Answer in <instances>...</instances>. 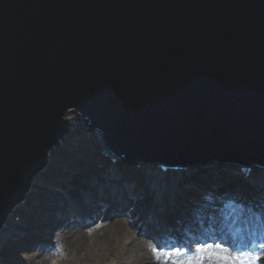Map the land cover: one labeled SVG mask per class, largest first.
<instances>
[{
  "label": "water",
  "instance_id": "95a60500",
  "mask_svg": "<svg viewBox=\"0 0 264 264\" xmlns=\"http://www.w3.org/2000/svg\"><path fill=\"white\" fill-rule=\"evenodd\" d=\"M70 114L160 203L178 171L264 182V0H0V229Z\"/></svg>",
  "mask_w": 264,
  "mask_h": 264
},
{
  "label": "rangeland",
  "instance_id": "374dc122",
  "mask_svg": "<svg viewBox=\"0 0 264 264\" xmlns=\"http://www.w3.org/2000/svg\"><path fill=\"white\" fill-rule=\"evenodd\" d=\"M68 119L70 122L74 123V125H72L73 130L67 134L68 136L65 135L66 137L60 140L59 144L57 146H54L55 148L51 149L52 161L49 164V170H47V168L44 169V175H42L41 183L33 187L34 189L32 190V193L30 195L31 203H28V206H26L25 204H23V202L18 207L17 211L11 213V217L8 221L12 224L14 222L15 223L13 229L10 230V232H8L6 235L4 234V239H0V264H29V257H31L35 253V251H37V243L51 245L52 247H54V250L60 249L58 248L59 245H57V242L55 240H51L48 237V232L56 231V233H59L60 228L68 229L73 226H78L82 229H86L88 228V226H85L87 223L94 220L98 221L100 217L107 216V212H110V215H118L115 206H111L110 208L104 210H102V208L97 209V205L93 206V204H95V202L93 201L94 195L95 197H97L98 195L97 200L100 198L103 199L106 196L111 201V205H113L115 201L121 202L127 196L128 201L130 202H128L127 204H122L125 205L122 208V211H124L123 216L124 218L126 217L125 219H127L126 221L128 222V226L131 229L136 230V236H143L146 240L153 243L154 247L165 250V254L167 256H169L171 252H175V255L177 257L181 255L185 256L187 252H190L189 254H193L196 251H194L195 247L205 245L204 243L212 242L216 244L228 245L229 249L233 250L234 253L230 259V264H235V259H242V264H249V257L254 254V252L250 251V247H256L257 249H259V251L257 249L255 251L259 252V255H257V257H259L260 263L264 264V253L262 254L264 246L261 245L262 237L256 235L258 234L257 231L260 232V235H264V230H258L254 227L258 224L264 225V200L258 197L260 196L259 194L261 193V191L260 188H257V186L254 185V183H252L249 198H254V203L258 205V208H260L262 213L258 212V214H252L248 207H246V211H241V209H239L243 214L242 216H240L242 218L240 220V223L244 225L246 221L247 227L245 228L247 230L245 231V235L243 236L244 242H239V250L235 249V247H230L231 243H229V241L223 240L224 238L229 237L228 239H231L232 244H238V240L242 238V236L240 237L239 235H237L234 230H230L227 236H225L224 233L228 231L225 232L221 230L220 232L224 233L216 234L213 239L202 241V231L204 227L207 228L205 225H203V228L199 231H185V233L182 232L179 237H176L175 233H172L171 229L169 228L171 224L170 226H168V222L163 219L153 218L147 222H144L148 213V211L146 210L149 209V206L145 205L144 207H141L140 202H137L136 200H140L143 197L142 192H139L140 190L138 188H135L131 181L128 182V180H126V176H129V173H131L129 170L130 166L120 164V167H117L118 171L114 173L115 177L112 178L114 179V182L111 183L108 188H106L107 185H105V183L104 185L102 184L103 189L101 191L99 190L100 192L96 191V189L98 188L97 186L102 179L96 180L94 184L86 188V190L81 195H78V185L81 186V183L75 185L71 184L69 188H66L65 190L63 184H69L71 171L80 172L81 175L84 176V178H88L90 171H93L97 168L96 161L98 160H95V158L98 157V148L102 145L99 139L100 137L97 134L98 132L89 134L86 131L84 120H79L76 114H70L68 116ZM71 164H74V166L72 168H69L68 166ZM143 175L144 173L140 172L139 175H134V178L135 180H138L140 179V177H143ZM210 176H212V178H218L217 175L214 174ZM59 184H62V187ZM51 185H53V187H51ZM128 186L131 187V191L128 190ZM214 186H218V189L222 188V184L216 183V185ZM47 187L53 189L51 190V193L45 192L46 190H48ZM244 191V195L247 194L248 190L246 189ZM71 193H73L74 195L72 198ZM191 193L192 192H188L187 197L185 194L181 206L174 208L173 212L178 208H180V210L184 212L188 204H193L194 202L197 207H200L203 206V201L209 200L206 194H204V192L202 191H197L198 195ZM86 198L89 200V202L86 201ZM69 199H71V201H69ZM187 201L189 202L188 204L186 203ZM235 201L237 200L233 199V202ZM65 202L68 205H73L74 207L67 209V205L65 206L66 209H64V207L62 206H64ZM138 203L139 206L134 205ZM100 205L105 206V203L101 202ZM230 206H225V203L223 201L221 203V206L217 208L216 211H214V214H216L221 209L224 210L225 207L227 213L233 216L236 209L231 208ZM42 207H45L43 209L44 211H41ZM87 207L89 208L87 209ZM92 208H94L95 210L90 212L89 215L88 211ZM213 210L215 209L213 208ZM239 210H237V216L235 219L236 222L238 220L237 217L239 216ZM82 211L84 212L81 213ZM206 211L207 212H205V214H208L209 210ZM226 211L224 210L225 213ZM177 212L179 213V211ZM37 213H39V215H36ZM201 213H203V211ZM53 215L56 217V221L54 219V222H51L50 219ZM13 216L18 217L16 221H13V219H11ZM248 217H252V219L256 217V219L253 220L252 223H249L247 222ZM170 220L173 219L170 217ZM261 220H263L262 223L260 222ZM186 224H188V222L184 223V225ZM24 225H26V227L23 232L26 234V237L22 241L23 243L19 241L11 242V240L9 239L14 238L11 237L12 234L22 231L21 228ZM234 228H236V226ZM248 231H250L252 234L250 235ZM187 235H189L191 238L187 237ZM22 238L23 235L20 236V239ZM178 238L184 240V244L175 246V242ZM19 243H22V246L18 247L17 245ZM193 243H198V245L195 246L196 244ZM193 255H195V253ZM241 255H243L242 258ZM237 256H239V258ZM73 261L74 260H72V262ZM115 261L116 260L113 261V264H115ZM101 264H107V262L105 261Z\"/></svg>",
  "mask_w": 264,
  "mask_h": 264
},
{
  "label": "bare ground",
  "instance_id": "6f19581e",
  "mask_svg": "<svg viewBox=\"0 0 264 264\" xmlns=\"http://www.w3.org/2000/svg\"><path fill=\"white\" fill-rule=\"evenodd\" d=\"M72 125H74V123L70 122L68 133H70L73 130ZM51 155H52V150H50L48 153V160H47V165H46L47 170H49V164L52 161ZM73 166L74 164H71L68 167L72 168ZM155 170L156 168L151 169V171L149 170L144 171L146 181L141 180V178L143 179V177H141L140 180L139 179L135 180L134 178L135 176L133 175V172L129 173L130 181L132 182L134 187L138 188L140 190L139 192H144L142 193L143 197L140 200H136L137 202H140L141 207H143L144 203H146L147 205L150 204L151 206L153 201L156 203H160V200L157 199L156 194H158V191H160L161 187L156 186V185L153 186V179L157 178V176H153L156 173ZM171 174L174 176L171 179V182L174 185L172 186L171 189L168 186L167 190L169 189L170 191L173 188L179 187V189L174 190L173 193L169 195V198L165 202L166 207H169V208L172 207L171 210L181 206L182 200L184 199L185 194L187 197L188 192H192L191 194H197V191H203V190L210 191L214 188H216L215 189V192H216L218 190V186L215 187L214 185H216V183L224 184L226 182V180H224L226 178L224 174L228 177V179H231L229 172L224 171V170H218V169L214 171L213 170L206 171L204 173L205 175H200V173L194 172L193 170L178 171V172H174ZM212 174L217 175L218 178L217 179L212 178V176H210ZM42 175H44V171L37 174L34 180L32 181L30 190L29 192L26 193L24 200H23L24 201L23 204H25L26 206H28V203H31L30 195L32 193V190L34 189L33 187L41 183ZM203 176H205V178L203 179L207 180V182H203L200 180V178H202ZM70 177L71 178L69 179L70 181L69 184L67 183L63 184V187H65V190L66 188L68 189L71 184L75 185V184L81 183V186L83 187H86L89 184V181L86 180L84 176L81 175L80 172L71 171ZM98 177H100V179L98 178V180H101V179L102 180L97 186L98 188L96 189V191H99V190L101 191L103 189L102 184L104 185V183L105 185H107L106 188H108L110 184L108 185L105 181L106 173L102 172V174L99 175ZM182 178H185V179L182 180ZM252 180L254 181V185H256L257 188H260L261 190V193L259 194L260 196L258 197L259 198L264 197L263 180L257 176L254 177ZM233 182L235 184L237 180H234ZM234 184H231L230 187H234L232 186ZM59 185H61L62 187V184H59ZM51 187H53V185H51ZM47 188L48 190H46L45 192L51 193L52 192L51 190L53 189L49 187ZM84 189L85 188H82L81 189L82 191H80L78 195L79 194L81 195ZM128 190L131 191L130 186H128ZM222 191L225 192L224 194H222V198L224 200L225 206L231 205L230 206L231 208H235L236 215H237V210L242 209V208L245 209L246 207L249 208L252 214H258V212H261L260 208H258V205H256V203H254L248 196L247 198L244 197L243 194L245 191L243 187H239L238 189V191L242 193V194L240 193L241 194L240 197H243V199H239L240 201L238 202L237 201L233 202V199H235L236 197H234V195H230L231 193L234 194V190L227 189L226 187H224ZM215 192L214 190L211 191L212 194H215ZM73 196H74L73 193H71V198ZM97 197H95V195L93 196V201L95 202L93 206L97 205V209L102 208V210L108 209L111 206H115L116 212L118 215H115V216L110 215V212H107L106 213L107 216L100 217L98 221L94 220L92 222L87 223L85 226H88V228L86 229L84 228L82 229L78 226H73L68 229L60 228L59 233H56V231L48 232L47 233L48 237L51 240H55L57 242V245H59L58 248L60 249L54 250L53 249L54 247H52L51 245L37 243L36 244L37 251H35V253L31 257H29L28 263L29 264H93V263L101 264L102 262L106 261L107 264H113V261L116 260L115 264H189V262L190 264H230V261H231L230 259L232 257L233 250L229 249L228 245L216 244L212 242L204 243L205 245H200L198 247H195L194 249V251L196 250L194 252L195 255H193L194 253L189 254L190 252H187L185 256L181 255L177 257L175 255V252H171L170 255L167 256L165 254L166 252L165 250L154 247L153 243L146 240L143 236L141 237L136 236L135 235L136 230L131 229L128 226V222L126 221L127 219H125L126 217L124 218L123 216L124 211H122V208L125 206L122 204H127L128 202H130L128 201L127 196L121 202L120 201H115V203L112 202L114 203L113 205H111V201L106 196L105 198L103 199L100 198L98 200H97ZM69 201H71V199H69ZM86 201L89 202L87 198H86ZM101 202L105 203V206L100 205ZM186 203L188 204L189 202L187 201ZM67 205L68 204L65 202L64 206L62 207L66 209L65 206ZM134 205L139 206V203L134 204ZM163 205L164 203L162 202V205H159V206H163ZM71 207H74V206L70 204L68 205L67 209ZM44 208L45 207H42L41 211H44L43 210ZM88 208L89 207H87V209ZM17 209H18V206H14L11 213L17 211ZM196 209L199 210L200 208L189 203L186 210L184 212L182 211L184 213L183 216L181 214L182 212L180 211V208H178L176 211L173 212L172 216L163 218V220L168 222L167 223L168 226H170L171 224L169 228L171 229L172 233H175L176 237H179L182 234V232L185 233V231H199L203 228V224L200 223L201 221L200 219L197 218V216L199 214L201 216H204L205 218L203 219H204L205 224L209 222V219L204 213L196 212ZM206 209L210 210V207H206ZM93 210L95 209L94 208L90 209L88 211V214L90 215V212H92ZM224 210L226 211L225 207H224ZM224 210L219 211L218 216L214 217V219L211 220L212 222H214L213 224H216L218 226V229H220L228 221V219H223L224 216L227 214V211L225 213ZM177 211H179V213ZM83 212L84 211H82L81 213ZM11 213L8 216L9 218H10ZM36 215H39V213H37ZM174 215H180L181 224L177 221V218ZM170 217L172 218L175 217V218L173 220H170ZM181 217L183 219H187L188 217H190L188 220V224L184 225ZM9 218L5 222L4 226L0 229V239H4L3 238L4 234L6 235L8 232H10V230L13 229L15 222L13 224L9 223L8 221ZM54 219L56 221V217L53 215L50 221L54 222ZM255 219L256 217L254 219H252V217H248L247 222L252 223V221ZM233 220H234V217L232 216L231 221ZM231 221H229V223H231ZM260 222L262 223L263 220H261ZM176 223H178L179 225H176ZM25 227L26 225H24L21 228L22 231L12 234L11 237H14L15 239L14 238L12 239L10 237L11 239L9 240H11V242L13 241L22 242L24 238L26 237V234L23 232ZM175 227H179V228H175ZM242 227L244 228L245 231L247 230L245 229L246 225L245 226L243 225ZM254 227L257 228L258 230H264V225L258 224V225H255ZM248 233L250 235L252 234L250 231H248ZM257 233H258L256 234L257 236L262 237L261 245L264 246V235H260L259 231H257ZM22 235H23V238L20 239V236ZM28 237H31V236H28ZM187 237H190V236L187 235ZM175 243H176L175 246H178V245L184 244V240H182L181 238H178ZM21 244L19 243L17 246L20 247L22 246ZM193 244H196L195 246L198 245V243H193ZM249 249L251 252H254V254L251 257H249V264H262L259 261V257H257V255H259V252L255 251L257 248L250 247ZM257 250L259 251V249ZM263 253H264V247H263L262 254ZM72 260L74 261L72 262Z\"/></svg>",
  "mask_w": 264,
  "mask_h": 264
},
{
  "label": "snow or ice",
  "instance_id": "6c2138e0",
  "mask_svg": "<svg viewBox=\"0 0 264 264\" xmlns=\"http://www.w3.org/2000/svg\"><path fill=\"white\" fill-rule=\"evenodd\" d=\"M189 264H190V262H189Z\"/></svg>",
  "mask_w": 264,
  "mask_h": 264
}]
</instances>
